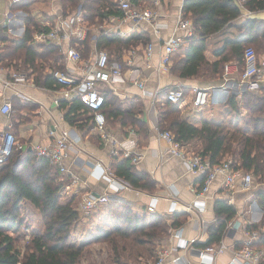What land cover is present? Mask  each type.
Returning a JSON list of instances; mask_svg holds the SVG:
<instances>
[{
    "label": "trees",
    "instance_id": "obj_1",
    "mask_svg": "<svg viewBox=\"0 0 264 264\" xmlns=\"http://www.w3.org/2000/svg\"><path fill=\"white\" fill-rule=\"evenodd\" d=\"M50 1L27 0L12 4L13 9H22L27 14L25 33L21 38H11L6 27L0 24V63L8 66L15 61L14 67L17 69L20 61L23 69L31 68L37 72L36 82L48 88H59L61 86L56 84L51 71L64 69L63 55L54 43L33 42L35 31L44 27L42 22L53 17L51 15L52 17L37 19L33 10L38 8L48 16ZM59 4L62 13L72 12L81 5L85 20L90 26L99 19L123 14L118 8V0H85L82 4L78 0H59ZM243 7L251 12L264 10V0H248L244 6L237 4L235 0H183L182 13L192 19L193 32L171 54L169 72L180 79L215 80L222 77L224 64L232 61L238 66L239 77L247 44L258 43L264 51V19L247 17L238 22ZM213 35L226 36L221 46L212 50L216 58L209 60L205 51ZM91 37L92 32L85 40L87 52L90 51ZM131 38L101 30L96 48L112 46L115 56L113 55V59L109 58L119 61L122 47L136 43L131 42ZM259 65L261 66L260 62ZM170 88L161 90L155 102L159 128L172 131L181 144L198 141L199 150L196 152L208 157L212 163L231 158L235 168L251 172L253 178L255 176L258 182H263L264 86L259 84L257 89L246 88L240 98L230 90L223 103L209 102L193 116L183 115L178 105L166 98V92ZM100 90L104 95L101 112L108 119L112 117L122 124L145 131L144 122L137 116L142 110L141 103L122 108L111 89L103 87ZM183 90L185 93L186 88ZM60 105L68 124L81 130L92 129L93 113L78 98L61 100ZM15 106L19 107V104L13 101L12 109H16ZM20 154V150H14L10 159L0 164V264H78L84 245H74L72 236L80 223L81 213L71 202L63 204L59 200L60 191L69 177L61 176L48 159L38 157L34 150H29L27 158L15 166ZM111 166L114 174L129 182L132 187L146 191L154 189L155 182L136 172L129 158H113ZM252 194L262 207L263 215L258 224L250 226L264 228V186L255 188ZM23 201L30 202L38 210L43 230L41 233H32L28 240L21 243L25 237L20 214ZM110 205L111 213L113 208L123 210L116 213L112 221L110 219L112 230L89 236L91 242L119 235L131 238L136 245L152 243L168 239L170 230L182 223L179 212H174L168 222L166 217L156 212L139 215L125 205L115 202ZM236 212L235 206L229 204L227 199H216L215 221L207 228L208 237L204 242L195 244L204 246L219 242ZM255 245H264V230L260 232Z\"/></svg>",
    "mask_w": 264,
    "mask_h": 264
},
{
    "label": "crops",
    "instance_id": "obj_2",
    "mask_svg": "<svg viewBox=\"0 0 264 264\" xmlns=\"http://www.w3.org/2000/svg\"><path fill=\"white\" fill-rule=\"evenodd\" d=\"M17 2L10 3L9 0H0V22H8V26L12 29V32H8V34L11 38L15 39L21 38L24 35L27 15L22 9L12 8V4ZM149 2L156 7L159 13L156 18L158 24L157 32L145 22L135 24L129 19H122L121 16H109L108 18L99 19L90 27L92 37L88 53L91 54L93 52L94 54L97 37L101 30L115 32L123 38L132 37L130 41L136 42L135 44L131 43L130 49L124 52L119 59V63L122 65L123 80L111 83L110 85L102 84L99 88L108 87L111 89L122 108L130 104H142V110L137 116L144 122L146 126L145 131H141L135 126L122 124L112 117L108 119L104 113L103 115L105 117L106 129L117 141L123 142L127 139H133L132 134L136 136L137 146L133 151L141 157L137 162L131 164L136 172L147 176L155 182L154 189L146 191L132 187L129 182L116 176L113 168L114 178L107 176V173L99 167L95 169L94 161L96 160L102 162L103 167L111 166L114 158L110 155L112 150L111 145L104 143L93 129L81 130L75 125L68 124L64 118V109L60 105L61 100H70L66 91L62 87L48 88L36 82L35 77L37 76V72L31 68L23 69L19 65V61V68L17 69L14 67L15 61L10 62L8 66L0 63V80L8 76L6 72L7 68L19 70L26 78L25 82L16 84L14 88H3L0 83V105L5 100H10L11 104L13 101L19 104V107L12 109L7 118L4 117V121L11 122L16 139L25 148L24 153L33 150L35 145L53 143L55 135L59 134L62 129L69 131L72 140L79 138L77 142H72L65 165L74 171L80 181L76 185L71 186H68V180L65 182L59 194V200L63 204L71 202L75 208L80 210L79 206L83 196L87 194L99 195L107 193L112 201L129 207L139 215L144 213L149 214L147 206L150 202H153L155 203L154 212L166 217V220L170 222L173 212L169 213V207L171 199H175L177 204L174 212L180 213L182 223L180 226L171 229L169 238L165 240L161 247L170 244L175 245L178 243V240L191 238H196V242L198 243L204 242L208 237V226L215 221L214 204L218 198L227 199L228 203L234 205L237 210L235 216L229 221L230 223L233 222L235 224L240 219L239 214L244 212L248 225L258 224L262 218L263 209L255 197H252V191L259 186H264V180L263 182L254 181V188L250 191H244L240 189L239 184L233 188L223 186L222 176L218 175L209 186L208 191L198 196L197 192L202 182V176L187 170L186 165L179 157L170 154L167 151L168 143L159 135L162 130L157 125V106L155 105L159 90H163L171 85H181L186 88V95L178 107L183 115L193 116L200 109L191 105V86L197 85L211 88L210 103L213 104L223 103L227 99L230 90L235 92L238 98H240L244 88L238 86V76L235 74L226 85H223L222 78L207 81L195 78L180 79L169 72V66L164 71L160 70V60L163 54L162 44L176 27L177 18L182 11L183 0H149ZM49 7L47 10L48 16L38 8L33 10L34 16L37 19H41L43 17H54L58 12H62L59 0H51ZM241 11L242 15L239 17L238 22L247 17L264 19V10L251 12L243 7ZM185 18L189 19L192 23L190 17ZM176 32L181 36L187 33L185 29H178ZM191 32H193V24ZM227 35L229 34L227 33ZM224 36L226 35H213L210 37L205 51L207 59L214 60L216 58L212 54V50L221 46ZM186 38L187 36H185ZM85 40L82 43V51L87 50ZM148 43L152 44V50L150 56L146 57L144 49ZM64 61V68L72 67V64L68 63L65 58ZM260 64V84L264 86V59L260 60ZM139 82L143 83L142 87L138 85ZM18 93H21L23 96L21 97ZM186 148L191 151H198L199 142L191 141L186 144ZM24 153L21 152L19 156H22ZM117 159L123 158L117 157ZM91 170L95 172L91 173ZM62 176L65 177V175ZM121 180L126 181L127 186L117 190L115 186H118L117 182ZM193 200H199L202 203L197 204L196 209L188 210V206ZM98 207L90 212L89 218L101 219V217L96 216ZM199 207H202V209L200 210ZM81 216L85 217L82 214ZM197 216L203 221V225L199 230L196 229L194 223ZM175 232L181 237L174 236ZM223 238L224 243L231 248L215 255L213 264H246L240 261L231 263L233 258L232 248L239 246L244 238L240 229H229ZM195 243L193 244L194 247H198ZM258 248L264 254V245H260ZM192 249L174 250L164 264H173L171 258L178 254L189 259L190 264H199L197 255Z\"/></svg>",
    "mask_w": 264,
    "mask_h": 264
},
{
    "label": "built area",
    "instance_id": "obj_3",
    "mask_svg": "<svg viewBox=\"0 0 264 264\" xmlns=\"http://www.w3.org/2000/svg\"><path fill=\"white\" fill-rule=\"evenodd\" d=\"M10 3L21 0H9ZM80 4L85 0H78ZM237 4L244 6L248 0H235ZM118 8L122 11V19H129L135 24L145 22L150 25L155 32L158 31V24L156 18L158 11L154 5H146L142 0H118ZM2 26H5L7 32H12V29L8 26V22H0ZM43 28L35 31L33 35V42L44 43L50 42L57 46L58 51L63 55L68 63L72 64L70 68L55 69L51 71L56 84H59L68 94L69 98H78L84 106L93 113L92 129L99 135L104 143L110 144L112 147L110 155L114 158H129L131 163H135L141 157L138 153L134 152V148L137 146L136 136L133 135V139L123 142L117 141V139L106 129V122L101 107L104 103V95L101 92L100 85H110L111 83L123 80L122 77V65L119 61L111 60L107 52L103 49L95 48L93 52L87 56L83 55L82 43L87 38L91 31L90 25L87 24L84 12L79 5L76 10L72 12L62 13L58 12L54 15L52 20L43 21ZM192 23L189 19L183 16L182 11L176 21V27L174 31L163 42V54L160 60L159 69L164 71L168 69L170 64V57L185 41V36H190ZM185 29L186 35L181 36L177 34L176 30ZM119 30V29H118ZM2 43L0 42V52ZM152 50V44L148 43L145 46V56L149 57ZM1 57V56H0ZM243 69L242 73L238 77V86L243 85L248 89H257L261 81L260 65L253 47L248 46L244 50L243 54ZM4 70V69H2ZM7 77L0 80L3 88H14L16 84L26 81L25 75L19 70L13 68H7ZM238 66L235 62H226L224 64L222 79L223 85H226L233 75H237ZM143 86L142 82L138 84ZM184 87L181 85H175L167 90L166 98L179 105L184 97ZM162 90V89H161ZM159 90V92L161 91ZM190 91L192 93L191 105L197 109L204 107L210 102L211 88L200 87L197 85L191 86ZM21 97V93H18ZM12 111V104L10 100H5L0 105V164L7 162L14 150H20L23 152L25 148L18 142L16 136L12 130V124L10 121H4V117H8ZM160 137L166 140L168 143V152L174 156L179 157L186 165L187 170L197 175L202 176V182L198 189L197 195L205 194L209 186L214 179L218 176H222V185L228 188H233L239 184L240 189L244 191H250L254 188V178L251 172H243L240 169L235 168L231 158H224L220 162L212 163L208 157L203 156L199 152L191 151L186 148L185 144H181L175 139V135L170 130H162L159 133ZM79 138L70 137L67 129H62L59 134L55 135L54 142L45 145H35L33 150L36 155L41 158L48 159L58 170V173L62 176L69 177L68 186L76 185L80 179L74 173V171L65 165V160L68 156L69 148L72 142H77ZM95 169L99 167L106 172L107 176L114 178L112 167L110 165L104 166L100 161H94ZM95 172L94 170L90 171ZM114 180V179H113ZM126 181L117 182L118 186H115L117 190L122 187H126ZM110 200L109 194H87L83 196L80 202V210L84 215L89 214L93 209L101 204L107 203ZM202 203L199 200H193L188 206L189 209H196L197 204ZM177 201L171 199L169 207V213H174ZM201 210L202 207H199ZM155 203L150 202L147 206L148 212H154ZM240 219L233 222H229L224 236L229 229H240L243 234V240L239 246L232 248L233 258L231 263L245 262L246 264H264V254L255 245L259 239L260 232L264 230L263 227H252L246 223L245 213L239 214ZM196 229H201L203 221L199 219V216L194 221ZM171 231V230H170ZM176 237H181L176 234ZM223 236V237H224ZM222 238L219 242L211 243L204 246L194 247L196 238L178 240L175 245H166L160 247L153 261H147L146 264H164L166 259L175 250L192 249L197 255L199 264H213L215 255L224 252L228 247ZM173 264H190V260L186 259L182 255H175L171 258Z\"/></svg>",
    "mask_w": 264,
    "mask_h": 264
},
{
    "label": "rangeland",
    "instance_id": "obj_4",
    "mask_svg": "<svg viewBox=\"0 0 264 264\" xmlns=\"http://www.w3.org/2000/svg\"><path fill=\"white\" fill-rule=\"evenodd\" d=\"M145 3L146 5H151V3L148 1H145ZM247 46L253 47L259 62L260 60L264 59V51L260 48V46H258V43L247 44ZM130 47L131 45L129 44L122 47L120 54L122 55L124 52L128 51ZM112 48L113 47L111 46L110 48H103V50H105L108 56L113 59L115 53H113L114 50H112ZM83 55H88L87 50H84ZM19 65H21V62ZM173 86L175 85H171L168 87ZM240 87L244 88L243 91L246 90V87ZM24 152L25 150L23 151V153ZM22 157L23 156H18V159ZM254 181L258 182L259 180L254 176ZM114 202L115 201H112L110 199L107 202L109 203L108 205L107 203L99 205L96 211V216L101 217V219L99 218L100 220L89 218L91 215L90 213L85 215V217L81 216L80 223L76 226L74 234L72 236L74 245H84L78 264H146L147 261L154 260L157 254L156 252L161 247V245L164 244L165 240H167L163 239L154 241L152 243L146 242L142 245H136L131 238H123L119 235H114L113 237L108 239L102 238L98 239L95 242H91L89 240V236L98 234L100 231L105 232L112 230L110 219L112 221L113 216H115L116 213L119 214V212L123 210L121 209L118 211L117 209L113 208L111 213L112 207L110 204ZM79 212L84 215L81 210H79ZM20 214L21 220L24 224V226L22 227V231L23 233H25L24 241H21V243H23L31 237L32 233H41V231L43 230V221L38 210L29 202L23 201L21 203ZM259 246L260 245H258V247ZM259 250L261 249L259 248Z\"/></svg>",
    "mask_w": 264,
    "mask_h": 264
},
{
    "label": "water",
    "instance_id": "obj_5",
    "mask_svg": "<svg viewBox=\"0 0 264 264\" xmlns=\"http://www.w3.org/2000/svg\"><path fill=\"white\" fill-rule=\"evenodd\" d=\"M22 156H23L22 158H20L16 161L15 166L17 165V163H19L20 161H23L27 158V153H24Z\"/></svg>",
    "mask_w": 264,
    "mask_h": 264
}]
</instances>
